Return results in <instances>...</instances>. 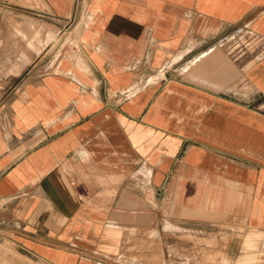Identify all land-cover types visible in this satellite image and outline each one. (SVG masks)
I'll return each mask as SVG.
<instances>
[{"label":"crops","instance_id":"crops-1","mask_svg":"<svg viewBox=\"0 0 264 264\" xmlns=\"http://www.w3.org/2000/svg\"><path fill=\"white\" fill-rule=\"evenodd\" d=\"M0 201V264H264V0H0Z\"/></svg>","mask_w":264,"mask_h":264},{"label":"built area","instance_id":"built-area-1","mask_svg":"<svg viewBox=\"0 0 264 264\" xmlns=\"http://www.w3.org/2000/svg\"><path fill=\"white\" fill-rule=\"evenodd\" d=\"M65 46L64 48L69 50V49H73L74 51H78L80 49V44L78 42V40L74 37H70L68 39L65 40ZM2 203L0 201V207H2Z\"/></svg>","mask_w":264,"mask_h":264}]
</instances>
